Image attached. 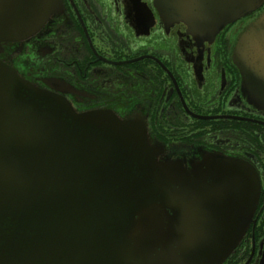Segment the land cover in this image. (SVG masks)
<instances>
[{
	"label": "water",
	"instance_id": "water-1",
	"mask_svg": "<svg viewBox=\"0 0 264 264\" xmlns=\"http://www.w3.org/2000/svg\"><path fill=\"white\" fill-rule=\"evenodd\" d=\"M264 0H155L167 22L213 38ZM60 0H0L3 43L37 32ZM264 107V31L236 46ZM138 119L78 112L0 58V264H220L248 228L260 178L206 154L160 159Z\"/></svg>",
	"mask_w": 264,
	"mask_h": 264
},
{
	"label": "flooded vegetation",
	"instance_id": "flooded-vegetation-1",
	"mask_svg": "<svg viewBox=\"0 0 264 264\" xmlns=\"http://www.w3.org/2000/svg\"><path fill=\"white\" fill-rule=\"evenodd\" d=\"M252 29L264 31V1L207 38L167 22L155 0H60L37 32L3 43L0 58L78 112L138 119L160 159L188 169L206 154L251 164L259 201L220 264H264V107L235 53Z\"/></svg>",
	"mask_w": 264,
	"mask_h": 264
}]
</instances>
